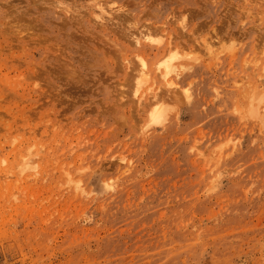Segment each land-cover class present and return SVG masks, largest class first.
I'll use <instances>...</instances> for the list:
<instances>
[{"label":"rangeland","instance_id":"rangeland-1","mask_svg":"<svg viewBox=\"0 0 264 264\" xmlns=\"http://www.w3.org/2000/svg\"><path fill=\"white\" fill-rule=\"evenodd\" d=\"M0 67V264H264V0H0Z\"/></svg>","mask_w":264,"mask_h":264},{"label":"bare ground","instance_id":"bare-ground-1","mask_svg":"<svg viewBox=\"0 0 264 264\" xmlns=\"http://www.w3.org/2000/svg\"><path fill=\"white\" fill-rule=\"evenodd\" d=\"M58 6V5H57ZM102 8V7H101ZM120 8V7H119ZM58 10V9H57ZM103 11H102V13H100V14H108L109 16H114V15H112V12L111 13H107V10H104V8L102 9ZM120 11H121V8L119 9ZM109 11V10H108ZM67 12V11H66ZM121 12H123V11H121ZM10 13V12H9ZM100 14H98V15H100ZM123 14V13H122ZM108 16V17H109ZM19 17V16H18ZM98 17V16H97ZM103 18H104V16H103ZM102 17H101V15L98 17V19H100V20H104ZM113 19H114V17H113ZM23 20V19H22ZM11 21V20H10ZM108 21H110V19L108 20ZM113 21V20H112ZM104 22H105V20H104ZM101 23V22H100ZM119 24V23H118ZM15 26H16V24H15ZM17 28V27H16ZM182 28L184 29L185 28V26L183 27L182 26ZM6 30H7V28H6ZM6 30H5V28H4V31H5V34H6ZM15 30H17V29H15ZM148 31L149 30H147V32H145L144 34H141L142 33V31L141 32H139V37L138 36H135V37H137V38H135V41H136V45L137 46H147V47H149V48H151V49H156V50H158V48H163L164 50L165 49H167L169 52H170V54L169 55H167L166 54V56H164V57H162V58H158L157 60H156V62H154L153 64H150L151 62L150 61H148L147 60V57H146V59H144V58H142V57H140L139 55H142V56H144L145 55V53L146 52H144V51H142L141 50V47H140V49L138 48L136 51H138L139 53L137 54L138 56H137V58L139 59V63H138V67L135 69V74H134V76H133V80L135 81V84L134 85H136L137 86V91L135 90V94L136 93H138L139 92V90L141 89V88H143L142 86H144V84H147L148 82H153V84H152V86H151V88H149L148 86V90L150 91V89H151V91L153 90V88H154V85L156 84L155 82H156V80L157 79H160V80H162L163 81V83H162V85L161 86H159V87H156V89H155V91L154 92H149V93H152V94H148V95H151V98L152 99H154V104H152L151 105V102H149V101H146V102H148V105H149V103H150V107H152V106H155V104H157V106H155L156 108H154L153 110L151 109H149V111L148 112H150V111H152L151 112V114H150V119H149V122H150V125H161V124H163L164 123V121L167 119V113H165V111L167 110V109H165L164 111H163V105L161 104V107L159 106L160 105V103H159V105H158V102H161L162 100H163V97H162V95H161V93L163 92L162 90L165 88V89H167L170 93H177L178 92V95L179 96H184L185 95V97H181V98H183V100L185 101V99H189V97H190V93H189V88H186V89H184L183 91H181V87H180V82L179 83H177V82H175V79L172 77V75L173 74H175V73H177L176 72V70H177V66L175 65V63L174 62H176V61H180L181 59H184V57H178L179 56V54H177V53H174L171 49H170V47L172 46V42H170L168 45H167V47L165 46L164 47V42H165V39L166 38H164V37H162V36H160V37H158V38H154V36H151L149 33H148ZM9 32V31H8ZM17 32H18V30H17ZM16 32V33H17ZM20 32H21V30H20ZM31 32V31H30ZM11 33V32H10ZM25 33V32H24ZM15 34V33H14ZM141 34V35H140ZM171 34V33H170ZM18 35H19V33H18ZM22 35V34H21ZM132 36V35H131ZM134 37V36H133ZM9 39V38H8ZM15 39V38H14ZM134 39V38H133ZM171 40V39H170ZM169 40V41H170ZM12 41V40H11ZM17 41V40H16ZM30 41V40H29ZM4 42V41H3ZM15 42V41H14ZM167 42V41H166ZM18 43V42H17ZM134 43V42H133ZM168 43V42H167ZM11 45V44H10ZM39 45V44H38ZM133 45H135V44H133ZM135 45V46H136ZM155 45H157V47H154ZM2 46V45H1ZM13 46V45H12ZM6 47V46H5ZM16 48H20L19 46H17ZM9 49V48H8ZM22 49V48H21ZM1 50H3V49H1ZM9 51V50H8ZM14 51V50H13ZM19 51V50H18ZM21 52V51H20ZM12 53V52H11ZM141 53V54H140ZM154 53V52H153ZM15 54V53H14ZM5 55V54H4ZM20 56V55H19ZM23 56V55H22ZM146 56V55H145ZM15 57H13V59H14ZM12 59V58H11ZM6 62H7V60H5ZM11 61V60H10ZM15 62V61H14ZM17 62V61H16ZM24 63V62H23ZM33 63V62H32ZM8 64V63H7ZM11 64V63H10ZM20 65V64H19ZM23 65V64H22ZM13 66V65H12ZM17 66V65H16ZM154 66V67H153ZM14 67V66H13ZM0 68H3V67H0ZM18 68L20 69V67L18 66ZM17 68V69H18ZM5 69V68H4ZM12 70V69H11ZM23 70V69H22ZM33 70H35V69H33ZM5 71V70H4ZM178 71V70H177ZM180 71H181V69H180ZM21 72V71H20ZM39 72V71H38ZM24 73V72H23ZM1 74V73H0ZM42 74H44V73H42ZM5 75H6V73H5ZM16 75V74H15ZM29 75V74H28ZM35 75V74H34ZM177 75V74H176ZM29 76H31V75H29ZM2 77V76H1ZM13 77H14V75H13ZM12 77V78H13ZM21 77H23V76H18V79H20ZM34 77V76H33ZM180 77V76H179ZM2 78H4V77H2ZM7 78V77H6ZM24 78V77H23ZM11 79V78H10ZM16 79H17V76H16ZM131 80V79H130ZM154 80H155V82H154ZM7 81V80H6ZM9 81V80H8ZM16 81V80H15ZM27 81V80H26ZM131 82H132V80H131ZM22 83V82H21ZM25 83V82H24ZM38 83V82H37ZM134 83V82H133ZM9 84V83H8ZM11 84V83H10ZM14 84V83H13ZM12 84V85H13ZM18 85H20V84H18ZM35 85V84H34ZM150 85V84H149ZM158 85V84H157ZM36 86V85H35ZM9 87H11L10 85H9ZM21 87V86H20ZM161 87V88H160ZM164 87V88H163ZM14 88V87H13ZM15 88H16V86H15ZM38 88V87H37ZM136 88V87H135ZM164 89V90H165ZM4 90V89H3ZM145 90V89H144ZM159 90H160V92L161 93H159ZM8 90H6L5 92H7ZM19 91V90H18ZM17 91V92H18ZM134 91V90H133ZM145 91H147V89L145 90ZM148 92V91H147ZM181 92V93H180ZM1 93V92H0ZM46 93V92H45ZM50 93V92H49ZM9 94H10V92H9ZM133 94H134V92H133ZM144 94V93H143ZM183 94V95H182ZM3 95H5V93H3ZM10 95H13V94H10ZM47 95V94H46ZM50 95V94H49ZM137 95V94H136ZM141 95H142V93H141ZM141 95H139V97L141 96ZM135 96V95H134ZM3 97V96H2ZM1 97V101H3L2 99L4 98H2ZM8 97V94L6 95V97L5 98H7ZM12 97V96H11ZM9 98V97H8ZM144 98H145V95H142L141 96V98H140V102L141 103H143V101H144ZM149 98H150V96H149ZM149 98H148V100H149ZM151 98H150V100H151ZM44 99V98H43ZM21 100V99H20ZM13 101V100H12ZM152 101V100H151ZM155 101H156V103H155ZM181 101V100H180ZM7 102V101H6ZM5 102V103H6ZM9 102H11V101H9ZM8 102V103H9ZM138 102H139V99H138ZM153 102V101H152ZM140 103V104H141ZM2 104H3V102H2ZM13 104V103H12ZM138 104V106H140L139 105V103H137ZM4 105V104H3ZM147 105V104H146ZM1 106V105H0ZM5 106V105H4ZM158 106L162 109H160V108H158ZM167 106V105H166ZM153 108V107H152ZM1 109H3L2 108V106H1ZM167 112V111H166ZM2 114V113H1ZM1 119H3V118H1ZM31 155H33V154H31ZM30 155V156H31ZM28 156V155H27ZM37 157V156H36ZM28 158V159H27ZM27 158H25V160L27 159V161L25 162L24 161V165H23V170H22V173H21V175L23 174V173H25V172H29V174L30 175H33L34 174V172L33 173H31L32 171H35L36 169H37V164H36V161L35 162H31V160L29 159V157H27ZM31 158V157H30ZM33 158V157H32ZM36 159V158H35ZM41 165V164H40ZM39 167V166H38ZM28 174V175H29ZM37 173H35V175H36ZM35 175H33V176H35ZM27 176V175H26ZM33 176H31V177H33ZM20 177V176H19ZM19 180H20V178H18Z\"/></svg>","mask_w":264,"mask_h":264}]
</instances>
